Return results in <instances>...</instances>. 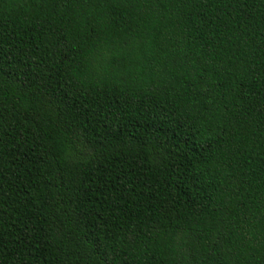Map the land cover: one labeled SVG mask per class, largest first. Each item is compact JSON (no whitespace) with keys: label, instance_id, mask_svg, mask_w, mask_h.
<instances>
[{"label":"trees","instance_id":"16d2710c","mask_svg":"<svg viewBox=\"0 0 264 264\" xmlns=\"http://www.w3.org/2000/svg\"><path fill=\"white\" fill-rule=\"evenodd\" d=\"M0 264H264V0H0Z\"/></svg>","mask_w":264,"mask_h":264}]
</instances>
